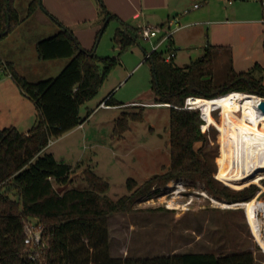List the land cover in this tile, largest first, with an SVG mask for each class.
<instances>
[{
    "label": "rangeland",
    "instance_id": "rangeland-1",
    "mask_svg": "<svg viewBox=\"0 0 264 264\" xmlns=\"http://www.w3.org/2000/svg\"><path fill=\"white\" fill-rule=\"evenodd\" d=\"M31 1L15 0L20 22L0 40L1 60L11 62L28 81L56 77L63 62H69V58L42 60L36 48L38 41L61 29L60 23L73 31L82 47L94 49L100 57L117 60L99 92L81 105L83 126L80 124V127L54 139L46 150L74 166L72 181L66 187H87L84 169L89 167L109 183L107 195L114 201L130 193L126 186L128 178L135 179L140 186L153 176L166 173L170 167V107L155 103L153 73L150 60L145 58V52L153 50L165 30L172 36L159 47V52L167 55L169 43L174 41L173 48L177 53L174 62L180 66L201 57L207 45L225 41L215 52L214 80L217 84L225 81L231 67L232 58L227 50L237 52L238 56L240 51L244 53L237 60H243L241 69L245 71L250 69L246 51L249 53L255 49L251 57H261V37L255 38L251 31L260 29L264 0L263 3L262 0H112L110 5L118 9L121 16L103 0L107 11L117 16L110 20H105L99 0H42V4L30 12ZM195 3L200 8H194ZM226 19L230 23L219 24ZM170 21L175 22L171 29ZM124 24L130 30L138 26H160L162 30L159 37L146 40L141 38L138 27L136 33L139 37L122 50L115 34L118 28L125 29ZM181 25L185 27L178 28ZM222 49L225 51L219 54L218 50ZM255 63L252 62L251 67ZM5 74L0 71V77ZM113 90L115 99L128 103L121 106V111L130 114L143 112L144 115L142 121H130V128L119 137L113 136V118L119 115L117 111L102 106L97 108ZM258 96L264 99V96ZM18 98L4 92L5 101L1 100L5 108L8 105L10 108L0 112V129L12 126L19 131L25 129L20 122H15V117L21 121L23 117L17 115V111L22 109L27 115L33 110V104L31 99L23 102ZM196 108L202 117L201 109ZM212 109L211 120L204 127L205 120L201 128L207 137L203 150L214 164L215 177L234 191L255 186L254 196L249 200L229 201L215 197L199 181L191 184L170 180L150 198L135 204L132 210L116 212L108 218L112 257H151L185 252L219 255L251 250L255 264H264V249L255 238L246 209L240 205L253 201L255 197H259V204L264 202V178L259 183L245 182L247 185L241 188L218 178L226 166V154L229 174L238 167L234 160V124L228 118L231 109L222 105H214ZM234 115L240 117V110H235ZM252 201L251 205L256 208L252 213L263 233L264 243V231L259 225L264 218L258 205ZM41 260L44 262L43 257Z\"/></svg>",
    "mask_w": 264,
    "mask_h": 264
},
{
    "label": "trees",
    "instance_id": "trees-1",
    "mask_svg": "<svg viewBox=\"0 0 264 264\" xmlns=\"http://www.w3.org/2000/svg\"><path fill=\"white\" fill-rule=\"evenodd\" d=\"M41 1L32 0L30 12L41 5ZM99 1L105 20L116 16L107 11L103 0ZM19 22L15 0H0V40ZM60 26L55 35L36 44L42 60L70 59L56 77L28 81L11 62L0 58V71L9 74L38 109V120L27 133L13 126L0 129V264H40L30 258V247L24 242L31 219H36L44 228L47 248L42 264H255L251 250L219 255L185 252L112 257L108 218L116 212L132 210L135 204L150 198L170 180L191 184L199 181L220 199L235 202L251 199L257 188L234 191L223 184L215 177L214 164L203 150L207 137L201 126L205 120L204 127L208 124L213 115L212 107L218 104L211 105L208 118L204 119L199 109L188 108L185 102L187 97L215 99L234 91L264 96V66L257 62L246 71H236L231 59L225 81L217 84L214 66L218 46L207 45L201 57L184 67L175 64L174 58L166 61L164 52L153 51L146 59L150 60L153 73L155 103L170 107V167L166 173L155 175L140 186L135 179L128 178L126 186L130 193L114 201L107 195L109 183L89 167L84 169L87 187H66L72 181L70 175L74 166L45 151L51 140L84 122L81 105L99 92L108 72L117 64L115 58L100 57L94 49L82 47L69 27L62 23ZM123 26L125 29L118 28L115 34L122 50L139 37L137 28L130 30ZM104 101L111 105L122 104L112 95ZM143 119V112H122L114 122L113 136H122L130 128V121ZM218 178L237 188L248 182L233 171L229 174L227 154L226 166ZM244 208L255 238L264 249L263 233L252 213L256 208Z\"/></svg>",
    "mask_w": 264,
    "mask_h": 264
},
{
    "label": "bare ground",
    "instance_id": "bare-ground-1",
    "mask_svg": "<svg viewBox=\"0 0 264 264\" xmlns=\"http://www.w3.org/2000/svg\"><path fill=\"white\" fill-rule=\"evenodd\" d=\"M261 100L258 95L239 91L215 99L193 98V104L201 109L204 119L208 118L213 104L231 109L228 118L234 124V160L238 167L233 172L246 181L257 183L264 178V112L259 108ZM235 110H240V117L234 115ZM251 201L240 205L252 206ZM252 203L258 205L264 218V202L259 204V197H255ZM259 225L264 231V219L259 221Z\"/></svg>",
    "mask_w": 264,
    "mask_h": 264
},
{
    "label": "crops",
    "instance_id": "crops-1",
    "mask_svg": "<svg viewBox=\"0 0 264 264\" xmlns=\"http://www.w3.org/2000/svg\"><path fill=\"white\" fill-rule=\"evenodd\" d=\"M106 2H107V4H108V7H110V9H112L114 12H116L115 14H117L118 16H121L120 14H119V11H118V9H116L115 7H112L110 4H112V0H106ZM262 3H263V0H262ZM194 8H200V6L199 7H195L194 6ZM262 15H263V18H262V20L261 21H259V22H261V25L259 26V25H257V26H255V27H260V29H255V30H253V31H251L252 33H253V35H254V37L255 38H259V37H261V51H260V53H261V57H258V58H256V57H251V56H254L253 54H254V52H255V49H253V50H251V52L249 51V53H247V51H246V57H248V59L250 60V63H248V61H247V63L249 64V66H248V68H251V65H252V62H258V63H260L262 66H264V12L262 13ZM228 23H230V20L229 19H226V20H221L220 22H219V24H222V25H224V24H228ZM208 25L210 24L209 22L207 23ZM182 27L181 28H184L185 26L184 25H181ZM139 27V26H138ZM137 27V28H138ZM242 40L243 41H245L246 40V37L243 35V33H242ZM223 42H225V41H222V42H218V43H215L216 45L215 46H218L219 47V49L221 48L220 46H223L225 43H223ZM254 41H252V43H253ZM175 46V43H174V41L172 42V47H174ZM85 49H87V50H89L88 49V47H84ZM174 50L176 51V49L174 48ZM223 51H225V50H218V53L220 54V53H223ZM227 51H229V53H230V55L229 56H231V58H232V66H233V68L236 70V71H245L244 69H241V68H243V66L241 65V64H243V60H237V59H240L243 55H244V53H242L241 51H240V53H241V55L240 56H238L237 55V52H232V50H227ZM145 54H146V52H145ZM176 55H177V53H176ZM251 58H250V57ZM176 57V56H175ZM175 57H174V60H175ZM60 59V58H59ZM66 59V58H65ZM57 61L58 59H50V60H48V61ZM68 60V59H67ZM193 61V60H192ZM238 61H239V63H238ZM68 62V61H67ZM67 63H65V62H63V67H61L62 69L65 67V65H66ZM251 64V65H250ZM178 66H180V65H178ZM241 66V67H240ZM247 66V65H246ZM181 67H184V66H181ZM61 69V70H62ZM60 70V71H61ZM50 76V75H49ZM262 76H263V81H264V72H263V74H262ZM49 78V77H48ZM50 78H52V77H50ZM3 87V89H1L2 91H0L1 93L0 94H3L2 95V97H0V112H2L3 110H7V109H9L10 108V106L8 105V107H6L5 108V105H3L4 103L2 102V100L3 101H5V99H4V92H6V94H11V95H14V97H19L18 98V100L20 101V100H22L23 102L26 100V99H30V98H28L26 95H24L22 92H21V90H20V88H19V86L17 85V83L12 79V77L9 75V74H5V76H3V77H0V88H2ZM5 88V89H4ZM113 92H114V90L113 91H111L100 103H99V105H98V107L97 108H99V107H101V104H102V102H104V100H106L109 96H113L114 97V95H113ZM21 97V98H20ZM2 99V100H1ZM115 99V98H114ZM115 100H117V99H115ZM32 101V104H33V110H30V113L28 114L27 113V115H26V112L24 111V110H22V109H20V110H18L17 111V115H22V117H23V119L21 120V121H19V120H17V118L15 117V119H16V121L15 122H20L19 124H22L23 126H25V129H20V131L21 132H23V133H27L28 131H29V129H31L35 124H36V122H37V120H38V109H37V106H36V104H35V102L33 101V100H31ZM117 101H119V100H117ZM120 103H122V104H120V105H111V104H109V102L107 103L109 106L108 107H103V108H107V109H114V110H116L117 112H116V114H119V115H116L114 118H113V123L115 122V120L121 115V113L123 112V111H121V106H123V105H127L128 103H125V102H123V101H119ZM132 104H136L137 102H131ZM9 111V113H11V110H8ZM1 115V114H0ZM28 116V117H27ZM14 120V119H13ZM1 121V120H0ZM27 124H30V126H32V127H29V125H27ZM32 124V125H31ZM82 126H83V123H82ZM81 126V127H82ZM78 127H80V125L79 126H77L76 128H78ZM76 128H74V129H76ZM73 129V130H74ZM73 130H71V131H73ZM70 132V131H69ZM68 133V132H67ZM66 134V133H65ZM60 138V137H59ZM48 148V147H47ZM47 149H45V151H46ZM70 177H71V180H72V173H71V175H70Z\"/></svg>",
    "mask_w": 264,
    "mask_h": 264
},
{
    "label": "built area",
    "instance_id": "built-area-1",
    "mask_svg": "<svg viewBox=\"0 0 264 264\" xmlns=\"http://www.w3.org/2000/svg\"><path fill=\"white\" fill-rule=\"evenodd\" d=\"M195 7H199L200 5L198 3H195ZM174 21L169 22V29H171L172 25L174 24ZM182 26H179L178 28H181ZM161 27L159 26H139V34L141 38H144L146 40L151 39L153 37H159ZM165 34H162L160 40L157 44L153 46V50L151 52H146L145 58H148L150 54L153 51H159V47L166 42L170 37L172 36V33L168 30L164 31ZM169 52L167 55L164 54V58L166 61H171L176 56V51L172 47V45L169 43ZM193 98L194 97H187L185 105L188 108H196L195 104H193ZM101 106L108 107L106 101L102 102ZM53 141L51 140L49 145ZM43 225L40 224L36 219H31L26 227V236L24 239L25 244L30 247L29 256L31 259L35 261H39L40 264L43 263L41 260V257L44 258V254L47 248V241L44 239L43 236Z\"/></svg>",
    "mask_w": 264,
    "mask_h": 264
},
{
    "label": "water",
    "instance_id": "water-1",
    "mask_svg": "<svg viewBox=\"0 0 264 264\" xmlns=\"http://www.w3.org/2000/svg\"><path fill=\"white\" fill-rule=\"evenodd\" d=\"M259 108L261 109L262 112H264V99L261 100L260 104H259ZM202 117L204 118L203 114H202ZM231 204V203H229ZM238 204V203H236Z\"/></svg>",
    "mask_w": 264,
    "mask_h": 264
}]
</instances>
